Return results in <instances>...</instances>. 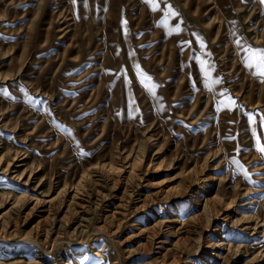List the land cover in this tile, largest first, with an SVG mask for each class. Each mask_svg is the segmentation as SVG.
<instances>
[{
	"label": "rangeland",
	"instance_id": "374dc122",
	"mask_svg": "<svg viewBox=\"0 0 264 264\" xmlns=\"http://www.w3.org/2000/svg\"><path fill=\"white\" fill-rule=\"evenodd\" d=\"M249 48L260 0H0V264H264Z\"/></svg>",
	"mask_w": 264,
	"mask_h": 264
},
{
	"label": "snow or ice",
	"instance_id": "6c2138e0",
	"mask_svg": "<svg viewBox=\"0 0 264 264\" xmlns=\"http://www.w3.org/2000/svg\"><path fill=\"white\" fill-rule=\"evenodd\" d=\"M73 2H75V0H73ZM260 3L262 5H264V0H260ZM239 43V42H238ZM247 52H249L250 56L249 59L250 60H255L258 64L259 67H261L262 69H264V49H246ZM247 67H252L253 64L252 63H246ZM137 70L139 71V66L137 65ZM141 76V82L144 83L145 81H149L151 78L143 75L142 73L139 74ZM261 76H264V71L260 72ZM249 121L250 122H254L253 118L250 116L249 117ZM261 125L264 126V120H261ZM258 143V142H257ZM258 150L260 151V153L262 155H264V147L259 146L258 143Z\"/></svg>",
	"mask_w": 264,
	"mask_h": 264
},
{
	"label": "bare ground",
	"instance_id": "6f19581e",
	"mask_svg": "<svg viewBox=\"0 0 264 264\" xmlns=\"http://www.w3.org/2000/svg\"><path fill=\"white\" fill-rule=\"evenodd\" d=\"M222 4V3H221ZM162 58V57H161ZM161 61V60H160ZM60 81V80H59ZM129 169H131V168H129ZM175 191V190H174ZM199 196V195H198ZM210 201V200H209ZM212 201V200H211ZM173 219V218H172ZM192 220V219H191ZM172 221H175V220H172ZM172 223V222H171ZM180 223V222H179ZM186 224V223H185ZM193 224V223H192ZM155 225V224H154ZM167 225V224H166ZM169 225V224H168ZM173 226V225H172ZM168 227V226H167ZM170 227V226H169ZM147 230V229H146ZM155 235V234H154ZM180 239V238H179ZM182 239V238H181ZM184 241V240H183ZM177 242V241H176ZM175 243V242H174ZM220 245H223V244H225V240L224 241H222L221 243H219ZM231 245V244H230ZM229 245V246H230ZM146 246V245H145ZM228 246V245H227ZM237 246V245H236ZM241 246V245H240ZM186 248V247H185ZM228 248V247H227ZM238 248V247H237ZM163 249H165V247L163 248ZM235 249V248H234ZM166 252H167V250H166ZM231 252V251H230ZM164 253V252H163ZM234 253V252H233ZM100 260V259H99ZM205 264V263H204Z\"/></svg>",
	"mask_w": 264,
	"mask_h": 264
}]
</instances>
